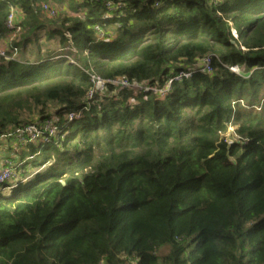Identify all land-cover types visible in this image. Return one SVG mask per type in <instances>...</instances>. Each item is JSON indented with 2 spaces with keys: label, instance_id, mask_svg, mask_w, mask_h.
Returning <instances> with one entry per match:
<instances>
[{
  "label": "trees",
  "instance_id": "16d2710c",
  "mask_svg": "<svg viewBox=\"0 0 264 264\" xmlns=\"http://www.w3.org/2000/svg\"><path fill=\"white\" fill-rule=\"evenodd\" d=\"M10 9L0 142L60 133L2 186L0 264H264V0H0V43ZM183 71L164 98L108 87L83 110L91 76L162 89Z\"/></svg>",
  "mask_w": 264,
  "mask_h": 264
},
{
  "label": "built area",
  "instance_id": "2783aa9c",
  "mask_svg": "<svg viewBox=\"0 0 264 264\" xmlns=\"http://www.w3.org/2000/svg\"><path fill=\"white\" fill-rule=\"evenodd\" d=\"M106 5L111 6L112 3L108 1ZM117 6L119 7L121 6V4L117 3ZM42 12L48 18H54L57 13L55 9H53L52 7L46 4L42 5ZM5 27L7 29V36L5 38L7 46L6 48L0 49V56L2 57H5V51L7 47L10 48L12 46V43L17 40L20 33L22 32L21 26L18 23L17 16L13 9H10L9 11V14L5 22ZM232 35L235 39H238V35L234 31L232 32ZM12 49H13L12 57H14L17 54V50L15 48ZM71 50L73 49H70V52ZM196 70L203 74H211L212 73L211 59L210 58L204 59L201 64L196 66ZM230 71L234 72L237 75H241L239 74L240 72H238L237 67H231ZM191 75H192V71L180 72L178 75L169 79L166 82L164 88L162 89L155 88V86L139 84L134 81L130 82L127 80H118V79L103 80L99 77L91 76L90 81L93 87L88 93L87 101L89 103V100L92 98L94 93H104L108 89V87H112L113 90L115 91L120 89H131L138 92H145V93L151 92L158 98H164L167 92L170 91L173 82H177L182 79H189ZM75 113L76 110L71 111V113L67 115V119L69 122L79 117V115H76ZM59 133L60 132L54 126L52 120H50L41 123L34 122L23 129H16L13 133L11 132V134L8 135L4 134L2 135V138H6L7 136H16L17 141L21 144H27V143L43 144V143H49L54 138V136H56L57 134L59 135ZM34 157L35 155H30L26 157L25 160L22 161V163L27 162L29 160H33ZM21 164L18 163L16 164V166H14V163L12 161L9 160L2 161L0 167V187H2L3 185H5V183L9 182L11 179L14 178V170L18 169V167H20Z\"/></svg>",
  "mask_w": 264,
  "mask_h": 264
},
{
  "label": "rangeland",
  "instance_id": "374dc122",
  "mask_svg": "<svg viewBox=\"0 0 264 264\" xmlns=\"http://www.w3.org/2000/svg\"><path fill=\"white\" fill-rule=\"evenodd\" d=\"M54 42H46L44 40V38L41 37V39H40V41L38 43H50V44H46V46H49L51 44L53 46ZM71 52L73 53L72 54V57H73L75 51L71 50ZM27 58H29L28 55H27ZM238 72H240L239 69H238ZM239 74H241V72ZM76 86L77 85H74V84H68L67 85V87H69L70 91L71 90L72 91L77 90ZM79 90H80V93H82V90L80 88H79ZM106 91L108 92V90H106ZM74 93L77 94V91H74ZM263 93H264V89H263ZM110 94H113V92H110ZM81 96L85 99V102H86V105L82 106V107L87 109V107H88L87 106L88 105V101H87L88 100V95L82 93ZM64 106H66V107L70 108L72 111H74L77 108L78 105H75V103L73 102V100L71 98H65ZM57 136H58V134L56 136H54V138L56 139ZM222 136L225 137L228 141H231V142H232V140L234 141V139H235V135L233 133V130H229L227 133H224V135L222 134ZM23 145H24L23 147L22 146L20 147V146H18L16 144H13L12 142L11 143H9V142L8 143L0 142V167H1L2 161L6 160V159H3L4 157H12V159H15V160L11 159L9 161H12L14 163V166H16V164H18V162L20 163V162L24 161L26 157L32 155L31 148L27 147L28 145L26 146V144H23ZM31 147L34 149V151H37L40 154L39 143H35ZM34 158L35 159H33V161L38 162V163H43L42 162L43 161V156L42 155H38V156H36ZM31 161L32 160H29L28 163H32ZM51 163H48L47 166H45L44 168H41L42 169L41 171H45L49 167L48 165L51 164ZM38 165H40V164H38ZM26 167L27 168L25 170H23V172L25 174L22 173V175H21L20 167H18V169H15L14 170V177L15 178L11 179L5 185L6 186L16 185L17 182L20 181V179H23L26 176L32 175L34 170H35V168H39L41 166H39V167H31L30 165L27 164ZM9 193H11L9 188L0 187V194H1L2 197H6L7 195H9Z\"/></svg>",
  "mask_w": 264,
  "mask_h": 264
},
{
  "label": "crops",
  "instance_id": "0c3cea01",
  "mask_svg": "<svg viewBox=\"0 0 264 264\" xmlns=\"http://www.w3.org/2000/svg\"><path fill=\"white\" fill-rule=\"evenodd\" d=\"M7 44H6V41L5 39L0 43V48L3 49V48H6Z\"/></svg>",
  "mask_w": 264,
  "mask_h": 264
},
{
  "label": "bare ground",
  "instance_id": "6f19581e",
  "mask_svg": "<svg viewBox=\"0 0 264 264\" xmlns=\"http://www.w3.org/2000/svg\"><path fill=\"white\" fill-rule=\"evenodd\" d=\"M85 108H83V110H84ZM82 111V110H81ZM81 111H78V112H76L75 114L76 115H80V113H81Z\"/></svg>",
  "mask_w": 264,
  "mask_h": 264
},
{
  "label": "water",
  "instance_id": "95a60500",
  "mask_svg": "<svg viewBox=\"0 0 264 264\" xmlns=\"http://www.w3.org/2000/svg\"><path fill=\"white\" fill-rule=\"evenodd\" d=\"M62 184H64V182H62Z\"/></svg>",
  "mask_w": 264,
  "mask_h": 264
}]
</instances>
